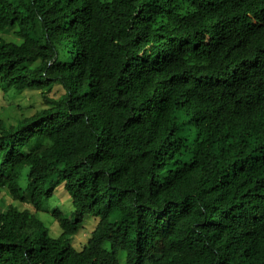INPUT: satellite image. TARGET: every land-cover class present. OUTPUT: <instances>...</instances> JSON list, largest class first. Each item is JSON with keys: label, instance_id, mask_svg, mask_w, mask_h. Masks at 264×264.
Listing matches in <instances>:
<instances>
[{"label": "trees", "instance_id": "16d2710c", "mask_svg": "<svg viewBox=\"0 0 264 264\" xmlns=\"http://www.w3.org/2000/svg\"><path fill=\"white\" fill-rule=\"evenodd\" d=\"M0 89V264H264V0H0Z\"/></svg>", "mask_w": 264, "mask_h": 264}, {"label": "rangeland", "instance_id": "374dc122", "mask_svg": "<svg viewBox=\"0 0 264 264\" xmlns=\"http://www.w3.org/2000/svg\"><path fill=\"white\" fill-rule=\"evenodd\" d=\"M60 88L56 87V93H60ZM54 93V92H53ZM20 107H19V106ZM45 103L41 92L38 90H24L21 92L9 91L4 93L0 89V117L13 119L18 113L20 114H32L41 107H44ZM10 201V197H7ZM46 210L41 211L40 215L45 220L46 224L50 226L52 233L58 235L62 232V229L52 214V209L60 207L66 212L72 214L75 211L72 196L66 189L64 181L60 182L57 186L55 195L45 200ZM25 206V205H23ZM98 223V218L95 216H88L86 218L83 228L74 238V244L77 248L82 249L84 244L88 241L93 229ZM121 263H125V255H121Z\"/></svg>", "mask_w": 264, "mask_h": 264}]
</instances>
